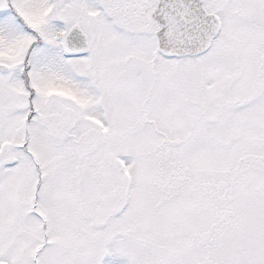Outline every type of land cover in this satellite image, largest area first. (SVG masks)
Here are the masks:
<instances>
[{
	"label": "snow or ice",
	"instance_id": "obj_1",
	"mask_svg": "<svg viewBox=\"0 0 264 264\" xmlns=\"http://www.w3.org/2000/svg\"><path fill=\"white\" fill-rule=\"evenodd\" d=\"M0 264H264V0H0Z\"/></svg>",
	"mask_w": 264,
	"mask_h": 264
}]
</instances>
